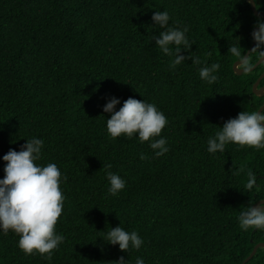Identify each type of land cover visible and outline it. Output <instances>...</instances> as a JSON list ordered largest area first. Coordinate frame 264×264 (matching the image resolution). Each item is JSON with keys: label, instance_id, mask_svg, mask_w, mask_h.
I'll return each instance as SVG.
<instances>
[{"label": "trees", "instance_id": "16d2710c", "mask_svg": "<svg viewBox=\"0 0 264 264\" xmlns=\"http://www.w3.org/2000/svg\"><path fill=\"white\" fill-rule=\"evenodd\" d=\"M255 2L264 12V0ZM163 10L168 27L189 29L192 47L181 54L193 53L200 64L170 67L174 55L152 38L166 30L152 20ZM261 20L249 0H0V179L3 156L33 137L44 141L36 163H55L67 177L56 225L65 239L51 259L26 255L9 230L0 232V264H116L121 257L128 264L137 257L145 264H241L264 242V231H243L238 222L241 210L264 198V149L229 143L209 154L207 141L264 102L253 90L264 62L234 69ZM261 57L257 49L248 61ZM216 63V81H202L200 68ZM111 97L121 101L117 110L132 97L164 112L161 136L170 150L156 158L135 135L110 138L103 106ZM238 168L244 171L236 175ZM249 169L259 185L251 192ZM107 171L127 181L116 196L108 195ZM118 226L138 232L142 247L126 252L103 240ZM246 264H264V247Z\"/></svg>", "mask_w": 264, "mask_h": 264}, {"label": "clouds", "instance_id": "9594fccd", "mask_svg": "<svg viewBox=\"0 0 264 264\" xmlns=\"http://www.w3.org/2000/svg\"><path fill=\"white\" fill-rule=\"evenodd\" d=\"M170 19L167 10L153 13L154 26L158 25L166 29L158 35H153L155 45L165 55H174V59L170 62L172 69L187 60H192L193 64H200L199 57L194 56L193 53L188 56L181 54L182 50L190 51L192 47L186 36L189 29L168 27ZM257 27L258 31L252 34L257 46L252 51L260 49L263 58L264 20L258 21ZM229 53L240 56L236 46H230ZM241 65L244 71L254 67L249 63L247 56L241 58L238 68ZM219 68L218 63L212 64L211 67L200 68V79L209 84L215 82L217 77L213 73ZM258 87H261L260 84ZM120 104V99L111 97L103 106V111L111 114L106 121L109 137L116 139L125 136L132 139L135 135L141 144L149 142V147L156 158L164 156L170 150L167 139L161 136L168 123L164 112L155 104L132 97L124 101L117 110V105ZM156 137L160 138L155 139ZM229 143L253 147L258 151L264 149V111L261 109L251 113L242 111L237 117L227 120L214 136L209 137L207 151L209 154L223 153ZM43 146L42 139L33 137L27 139L19 151L10 149L3 156L6 165L4 178L0 179V232L7 234L11 230L17 234L18 247L26 255L38 253L50 260L54 250L58 249L65 239L63 234H57L56 225L62 215L65 199L60 185L62 181L67 180V177L62 178L61 170L55 163H48L46 166L36 163L41 159ZM140 159L145 160L148 157L141 154ZM106 167L111 168L110 165H104L103 169ZM243 171V168H238L234 174L239 175ZM247 177L246 191L251 192L254 187H259L258 178L251 169L247 171ZM106 178L109 182L108 195L116 196L126 188L127 181L119 174L107 171ZM238 222L243 231L250 229L264 231V202L259 206L249 205L241 210ZM102 238L113 246L118 245L121 251L126 252L130 248L139 250L144 243L138 232L126 231L121 226L111 228L106 237ZM116 264H128V260L121 257ZM135 264H145V261L142 257H137Z\"/></svg>", "mask_w": 264, "mask_h": 264}, {"label": "water", "instance_id": "95a60500", "mask_svg": "<svg viewBox=\"0 0 264 264\" xmlns=\"http://www.w3.org/2000/svg\"><path fill=\"white\" fill-rule=\"evenodd\" d=\"M250 1V3H251V6H252V10H253V12L256 14V15H259V16H263L264 17V12L263 11H259V10H257V8H256V2H255V0H249ZM254 31H258V27H255L254 29H253V32ZM256 41L254 40V43H253V45H252V47L249 49V51L246 53V55L245 56H247V58H249V56H250V54H251V52H252V50L255 48V46H256ZM240 61L241 60H239V61H236L235 63H234V69H235V71L237 72V73H243V72H246V71H244L243 70V68L242 67H239L238 68V65H240ZM262 61H264V57L263 58H261L260 60H259V62L257 63V64H255L254 65V67H251V69L249 70V71H251V70H254ZM264 77V73H263V75L262 76H260L259 77V80L254 84V86H253V90H254V92L257 94V95H260V96H262V95H264V86H261V87H258L259 86V84H260V81H261V79ZM261 111H263L264 110V103H263V105L261 106ZM259 109V110H260ZM258 110V111H259ZM262 202H264V198L263 199H261V200H259L258 202H256L253 206L254 207H256V206H259ZM260 247H264V242H260V243H258L255 247H254V249H253V251H252V253L250 254V256H248L241 264H246L255 254H256V252H257V250L260 248Z\"/></svg>", "mask_w": 264, "mask_h": 264}]
</instances>
